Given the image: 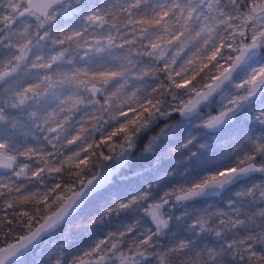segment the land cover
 <instances>
[{
  "label": "clouds",
  "instance_id": "9594fccd",
  "mask_svg": "<svg viewBox=\"0 0 264 264\" xmlns=\"http://www.w3.org/2000/svg\"><path fill=\"white\" fill-rule=\"evenodd\" d=\"M111 2L51 0L45 16L32 0H0V264H264V156L244 159L249 138H264V99L233 79L253 61L264 65V0L193 6L190 29L215 18L194 42L207 41L203 56L222 45L215 60L189 63L190 33L175 41L163 31L182 30L174 15L126 25L165 3L139 0L120 17V38L134 44L101 56L73 46L71 63L33 69V54H54L61 33L106 31L87 16ZM25 27L34 43L18 61ZM128 50L121 69L115 56ZM107 67L124 75L78 76V86L54 75ZM44 72L60 82L50 87ZM224 168L238 170L208 179Z\"/></svg>",
  "mask_w": 264,
  "mask_h": 264
},
{
  "label": "snow or ice",
  "instance_id": "6c2138e0",
  "mask_svg": "<svg viewBox=\"0 0 264 264\" xmlns=\"http://www.w3.org/2000/svg\"><path fill=\"white\" fill-rule=\"evenodd\" d=\"M212 0H204L205 4L209 5V12L214 11L211 8ZM200 4V0H165V3L158 4L156 8L151 9V15L148 13L138 14L137 19H128L125 23L126 25H147L149 27L160 26L166 17L170 15H174L176 17V22L182 25V30L178 32H173L172 26L167 23H163V31L165 33L172 32L173 39L175 41H180L181 37H184L185 32H189L190 35L186 37L184 40L185 46L192 47L193 53L192 57L189 60V63H195L197 59H206V60H215L217 55L219 54V49L222 45L215 47L210 55L203 56L202 53L205 50V46L207 41L203 42L201 47L196 48L194 42L200 40L201 36L205 33L209 32L211 29L209 27V21L215 19L212 16H208L207 20H204L203 23H200L198 20V28H189L188 25L191 23L196 9H194V5ZM32 7L40 14L47 15L48 9L51 7V0H32ZM139 7V0H132L131 3L127 2V0H112L111 3L106 4L103 7L97 6L94 11L87 16V20L93 23H99L101 25H107V29L104 32L96 33L92 39H83L84 32L83 31H72L61 33L60 38L58 40L53 41L54 45V54L49 53L47 56L33 54L34 60L32 67L33 69H48L51 72L56 65L57 61L61 63H71V60H68L67 57L72 52V47L74 46L77 51L81 52L83 55L87 56L88 53H92L95 56H101L106 53H114L116 50L126 49L127 45L134 44L136 41L134 40H124L120 38V17L123 13L127 12L129 16H131V10ZM3 9V5L0 4V10ZM13 11L15 9L13 8ZM217 12V17L222 15L219 12V8L215 9ZM11 18V17H9ZM15 27V25H13ZM142 32H146L147 28H141ZM2 31H0V35H2ZM17 40L21 41L18 51L21 55L16 56V60L22 59V54L25 50H30L31 45L34 41L30 38L27 28L22 32H18L16 34ZM151 36V34H150ZM39 39V37H37ZM163 41L162 36H155L151 40V47L156 49L161 46V42ZM73 42L75 44L73 45ZM162 54V53H161ZM115 59L119 62L120 68L122 69L124 66L130 64L132 62L131 59V50L128 51H120L116 54ZM253 61L251 64L244 66L240 72L233 77L234 80L239 81V86L243 87L245 83L248 85L249 92L252 91L253 88L259 87V92L261 94L262 99H264V65L253 69ZM206 65H201L203 68ZM0 75H3L0 72ZM54 75L61 76L66 80L73 81L77 86L82 81L77 79L78 76H91L93 80L100 79L103 81H110L118 76H123L124 72L120 70H113L111 67L101 68L98 71H94L89 73L86 69H76L72 73L67 72H55ZM43 79L46 80L49 86H54L56 83L60 81L54 80L52 75H49L47 72L43 73ZM39 83H36L31 86V88L26 89V91L32 90V88L39 87ZM183 86V85H180ZM71 101L79 103L78 97L75 93L69 97ZM126 128L127 125H124ZM75 139H79V136L75 137ZM252 146L251 152L247 153L244 156L245 160H259L261 156H264V138L259 140H252L249 138ZM259 154V155H257ZM3 161V157H0V162ZM86 163V161H83ZM207 167V165H205ZM238 169L236 168H224L218 172L213 173L208 177L210 180H216L218 177H225L231 175L236 172ZM3 181H0L2 184ZM241 197H249L251 193L242 192L238 193ZM29 197H25L28 199ZM154 216L157 215L156 211L153 210L152 213ZM260 216L264 217V209L260 210L258 213ZM213 215L224 217L226 213L224 212H216ZM221 223H224L221 220ZM240 243H250V241H241ZM261 243H264V239L261 240ZM246 251H250V248H246ZM254 255V253H253ZM259 259L264 260V253L259 257Z\"/></svg>",
  "mask_w": 264,
  "mask_h": 264
}]
</instances>
